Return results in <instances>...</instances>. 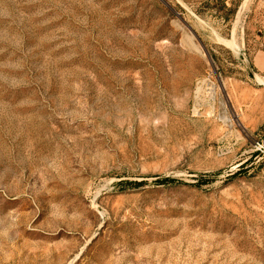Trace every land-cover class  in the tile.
<instances>
[{"label": "rangeland", "instance_id": "1", "mask_svg": "<svg viewBox=\"0 0 264 264\" xmlns=\"http://www.w3.org/2000/svg\"><path fill=\"white\" fill-rule=\"evenodd\" d=\"M0 264H264V0H0Z\"/></svg>", "mask_w": 264, "mask_h": 264}, {"label": "built area", "instance_id": "2", "mask_svg": "<svg viewBox=\"0 0 264 264\" xmlns=\"http://www.w3.org/2000/svg\"><path fill=\"white\" fill-rule=\"evenodd\" d=\"M261 147V146H260Z\"/></svg>", "mask_w": 264, "mask_h": 264}]
</instances>
